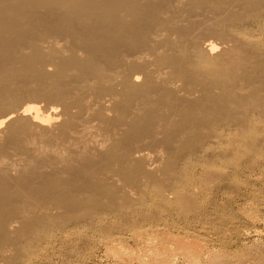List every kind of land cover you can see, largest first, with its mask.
<instances>
[{"label": "bare ground", "instance_id": "bare-ground-1", "mask_svg": "<svg viewBox=\"0 0 264 264\" xmlns=\"http://www.w3.org/2000/svg\"><path fill=\"white\" fill-rule=\"evenodd\" d=\"M257 109L264 0H0V264L37 235L132 214L146 191L178 205L196 150L222 139L203 131L239 113L245 129Z\"/></svg>", "mask_w": 264, "mask_h": 264}, {"label": "rangeland", "instance_id": "rangeland-1", "mask_svg": "<svg viewBox=\"0 0 264 264\" xmlns=\"http://www.w3.org/2000/svg\"><path fill=\"white\" fill-rule=\"evenodd\" d=\"M39 106L47 109L49 104ZM217 121L221 122L213 125L214 132L204 130L202 136L222 139L205 143L206 155L196 150L188 182L177 185L186 192L178 205L166 208L146 191L144 204L123 218L102 213L67 233L55 230L37 235L27 243V250L20 251L15 264H264V119H247L245 129L239 127L240 113L231 121ZM242 130L247 131L241 136ZM226 136H232L231 148ZM222 168H231L230 177L217 175ZM210 230L221 233L223 239L213 241ZM133 233L140 242L127 238ZM166 237L198 242L201 255L197 249L188 250V257L156 260L152 248L164 244Z\"/></svg>", "mask_w": 264, "mask_h": 264}]
</instances>
